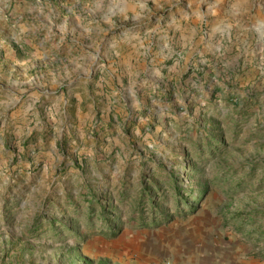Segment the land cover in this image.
Masks as SVG:
<instances>
[{"label":"clouds","instance_id":"1","mask_svg":"<svg viewBox=\"0 0 264 264\" xmlns=\"http://www.w3.org/2000/svg\"><path fill=\"white\" fill-rule=\"evenodd\" d=\"M106 197L159 234L113 264H264V0H0V264H60Z\"/></svg>","mask_w":264,"mask_h":264},{"label":"rangeland","instance_id":"2","mask_svg":"<svg viewBox=\"0 0 264 264\" xmlns=\"http://www.w3.org/2000/svg\"><path fill=\"white\" fill-rule=\"evenodd\" d=\"M154 183L156 188L161 187L158 181L154 180ZM146 188L152 197L150 217L152 224L162 228L165 232L169 231L170 229L165 228V225L171 224L174 218L158 202L159 198L156 191L151 186L146 185ZM65 211L74 214V219L66 216L61 221L65 225V230H74L77 235L82 237L84 243L82 247L77 246L75 249L64 252L60 264H113L112 260L98 256L96 250L98 252L104 251L109 244L116 248L121 242L126 243L133 250L158 248L159 234L148 228L149 210L144 201L137 205L130 218H126V213L119 206V203H115L107 197L99 202H73ZM80 224L92 226L93 239H89V236L80 232ZM137 224L140 227L137 228ZM52 227L57 232L61 231L55 223ZM180 231L183 232V228ZM184 243L187 244V238ZM30 247L33 251L37 250L34 245ZM205 247H210V245H205ZM191 248L192 245L189 244L188 249Z\"/></svg>","mask_w":264,"mask_h":264}]
</instances>
